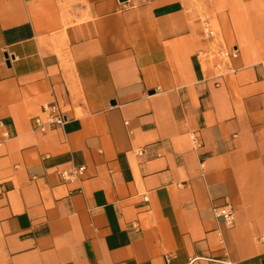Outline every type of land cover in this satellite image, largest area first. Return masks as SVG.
I'll return each mask as SVG.
<instances>
[{
  "label": "crops",
  "instance_id": "crops-1",
  "mask_svg": "<svg viewBox=\"0 0 264 264\" xmlns=\"http://www.w3.org/2000/svg\"><path fill=\"white\" fill-rule=\"evenodd\" d=\"M0 264H264V0H0Z\"/></svg>",
  "mask_w": 264,
  "mask_h": 264
},
{
  "label": "built area",
  "instance_id": "built-area-1",
  "mask_svg": "<svg viewBox=\"0 0 264 264\" xmlns=\"http://www.w3.org/2000/svg\"><path fill=\"white\" fill-rule=\"evenodd\" d=\"M201 32L203 39L207 42V47L202 51V56L205 60L210 61L212 68L215 70L214 76H222L226 73L234 71L231 65V60L237 57L238 52L235 47H227L216 43L217 28L212 19L208 15L200 17ZM42 115L33 117L34 130L46 132L49 129L63 125L68 121L69 116L63 112L59 105L55 102L44 104L41 108ZM192 140L195 144L198 140L195 134H191ZM85 170V165L75 166L72 170H63L61 172L64 179L71 178L72 176L82 174ZM144 199L147 196L144 195ZM212 211L215 217H220L229 226L235 221V210L230 203L223 205H214Z\"/></svg>",
  "mask_w": 264,
  "mask_h": 264
}]
</instances>
